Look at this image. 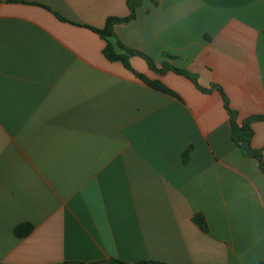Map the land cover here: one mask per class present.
Listing matches in <instances>:
<instances>
[{
    "label": "crops",
    "instance_id": "obj_1",
    "mask_svg": "<svg viewBox=\"0 0 264 264\" xmlns=\"http://www.w3.org/2000/svg\"><path fill=\"white\" fill-rule=\"evenodd\" d=\"M128 1L0 0V264H264V173L215 87L240 125L264 116V0H143L115 26L211 89L131 59L177 96L105 57L91 28ZM252 128L264 161V121Z\"/></svg>",
    "mask_w": 264,
    "mask_h": 264
},
{
    "label": "trees",
    "instance_id": "obj_2",
    "mask_svg": "<svg viewBox=\"0 0 264 264\" xmlns=\"http://www.w3.org/2000/svg\"><path fill=\"white\" fill-rule=\"evenodd\" d=\"M143 0H129L128 5L130 8V15L124 18L120 17H110L108 18L104 28L102 29H96L91 28L93 31L98 33L103 40L106 42V46L104 48V55L105 57L111 61V62H121L127 70L132 72L135 76H137L139 79L144 81L146 84H148L150 87H152L155 90L167 93L172 96H177L175 92H173L171 89L166 87L164 84H162L160 81H151L148 79L144 74H141L134 70L131 59L135 56L142 57L145 59L151 70L154 72L164 75L168 73L169 71H172L176 74L183 75L187 78H189L193 83L203 92L210 93L211 89L203 88L199 85L198 77L192 73H190L187 70L177 68L167 62H165L162 66V68H158L153 58L141 51H138L136 49H133L127 45H125L119 36L117 35L115 31V26L119 23H129L133 21L137 16V10L142 5ZM63 19V18H62ZM64 20V19H63ZM219 89L221 92L224 102H225V108L228 111L230 115L231 120V126H232V137L234 142L242 148L245 153L255 159H257L260 162L261 169L264 173V161H263V152L261 150H257L252 147V138H253V128L252 125L254 122L257 121H264V116H256L251 117L243 122L242 125L238 122V112L235 111L229 102L228 97L226 96L224 90L220 86H215ZM193 150V147H189L186 149L183 155L184 162L186 163L189 160L190 154ZM193 221L195 224L199 226V228L205 232L209 233V226L207 219L203 213H197L193 217ZM34 225L30 223H22L15 227L14 234L17 238L23 239L31 235L34 231ZM110 264H130L123 261H120L118 259H111L109 261ZM66 264H73V263H66ZM133 264H169L161 261L156 260H143L139 261Z\"/></svg>",
    "mask_w": 264,
    "mask_h": 264
},
{
    "label": "water",
    "instance_id": "obj_3",
    "mask_svg": "<svg viewBox=\"0 0 264 264\" xmlns=\"http://www.w3.org/2000/svg\"><path fill=\"white\" fill-rule=\"evenodd\" d=\"M101 264H108V262H104V263H101Z\"/></svg>",
    "mask_w": 264,
    "mask_h": 264
}]
</instances>
